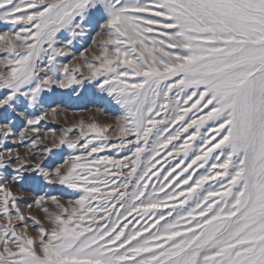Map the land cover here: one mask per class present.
<instances>
[{
	"label": "snow or ice",
	"instance_id": "6c2138e0",
	"mask_svg": "<svg viewBox=\"0 0 264 264\" xmlns=\"http://www.w3.org/2000/svg\"><path fill=\"white\" fill-rule=\"evenodd\" d=\"M0 26V264H264V0H0ZM60 90L117 115L42 137Z\"/></svg>",
	"mask_w": 264,
	"mask_h": 264
},
{
	"label": "rangeland",
	"instance_id": "374dc122",
	"mask_svg": "<svg viewBox=\"0 0 264 264\" xmlns=\"http://www.w3.org/2000/svg\"><path fill=\"white\" fill-rule=\"evenodd\" d=\"M2 30L3 28L2 26H0V31ZM55 101L56 103L53 104L52 107H56V115H52L51 113H49L46 119L41 122L40 135L42 137L51 136L52 130L55 131V134L57 136H60L63 134L64 129L73 127V125H78L81 120H83L86 124L92 123L93 118H95V120L100 124L111 123L117 115V113L111 109H106L105 114L102 115L99 111H97L98 106L93 105L86 99H80L70 94H66L63 90L58 91V94L55 97ZM47 107L48 106L46 105L45 108ZM76 135H78V131L74 129L73 133H71L70 136L72 138H75ZM45 143H47V140H45ZM39 150V148L33 149V151L37 152ZM20 151L21 153H24L27 150L23 146H20ZM63 154L65 157H67L68 155L74 153H72L70 150H66ZM105 154L112 153L106 152L102 153L101 155ZM51 194L58 195L62 203H65L67 200L74 198L70 193H62L55 190H53ZM32 214L36 215L38 218L43 219V213L40 209L35 208V206L32 210Z\"/></svg>",
	"mask_w": 264,
	"mask_h": 264
}]
</instances>
